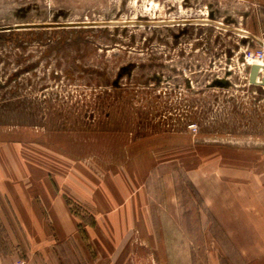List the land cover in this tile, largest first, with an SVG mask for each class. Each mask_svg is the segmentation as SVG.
Segmentation results:
<instances>
[{"label":"rangeland","instance_id":"1","mask_svg":"<svg viewBox=\"0 0 264 264\" xmlns=\"http://www.w3.org/2000/svg\"><path fill=\"white\" fill-rule=\"evenodd\" d=\"M231 1L0 0V187L37 200L36 186L59 185L82 227L54 242L49 220L26 230L0 194V261L29 264L53 247L63 264L96 262L95 216L66 194L136 175L157 199L170 177L193 264H208L209 247L231 248L189 174L223 164L264 171V87L249 82L264 60L244 59L264 50V3ZM25 23L76 26L5 29ZM130 245V264L162 261L145 239Z\"/></svg>","mask_w":264,"mask_h":264},{"label":"crops","instance_id":"2","mask_svg":"<svg viewBox=\"0 0 264 264\" xmlns=\"http://www.w3.org/2000/svg\"><path fill=\"white\" fill-rule=\"evenodd\" d=\"M189 174L207 211L206 220L215 221L231 244L230 249L219 246L220 251L209 247L207 253L214 255L209 257L208 264H223V260L226 264H264V171L257 172L245 165L223 164L197 168ZM165 180L167 196L163 199L151 196L146 182H141L137 175L126 181V185L124 181H113L110 186L102 182L90 183L82 192L75 189L66 194L95 216V225L87 235L96 248L97 260L87 264L133 263L134 248L130 245L133 237L145 239L152 254L158 251L163 255L158 264H193L194 250L187 219L183 216L175 185L170 184V177ZM0 194L10 201L17 220L27 224L26 230L28 222L43 223L47 219L52 223L54 242L77 238L79 219L71 211L59 185L36 186L37 200L26 197V193L19 194L20 199H16L12 192L7 193L2 187ZM198 221L203 226V212ZM41 236L48 238L46 231ZM219 252L229 253L231 258H224ZM35 254L34 262L29 264H63L56 258L53 247H41ZM176 255H179L178 260ZM148 257V264H157L153 258L149 261L150 254Z\"/></svg>","mask_w":264,"mask_h":264},{"label":"water","instance_id":"3","mask_svg":"<svg viewBox=\"0 0 264 264\" xmlns=\"http://www.w3.org/2000/svg\"><path fill=\"white\" fill-rule=\"evenodd\" d=\"M69 26H76V25L63 24V23L18 24L14 26H8L5 29L8 31H21V30L57 29V28H63ZM261 69H263L264 72V67H260L259 65H252L250 67L249 82L251 85L264 87V74L261 78L260 83L258 82V76L260 74Z\"/></svg>","mask_w":264,"mask_h":264},{"label":"built area","instance_id":"4","mask_svg":"<svg viewBox=\"0 0 264 264\" xmlns=\"http://www.w3.org/2000/svg\"><path fill=\"white\" fill-rule=\"evenodd\" d=\"M244 59L246 62H248L249 66H251L252 63H259L264 60V50L260 49L257 51H248V53L244 54ZM263 73V71H262ZM259 79V76H258ZM0 264H2L0 262ZM10 264H26L24 259H17L16 261L10 263Z\"/></svg>","mask_w":264,"mask_h":264},{"label":"trees","instance_id":"5","mask_svg":"<svg viewBox=\"0 0 264 264\" xmlns=\"http://www.w3.org/2000/svg\"><path fill=\"white\" fill-rule=\"evenodd\" d=\"M66 201H67V204H69V205L72 204V201H71L69 198H67ZM89 224H90L91 226H93V222H91V223H89ZM79 229L82 230V227H79ZM81 232H83V231H81Z\"/></svg>","mask_w":264,"mask_h":264},{"label":"bare ground","instance_id":"6","mask_svg":"<svg viewBox=\"0 0 264 264\" xmlns=\"http://www.w3.org/2000/svg\"><path fill=\"white\" fill-rule=\"evenodd\" d=\"M256 65H259L260 67H264L263 64H256ZM262 71H263V69H261L259 76H260L261 74H264V72L262 73ZM260 81H261V80L258 79V82H259V83H260Z\"/></svg>","mask_w":264,"mask_h":264}]
</instances>
